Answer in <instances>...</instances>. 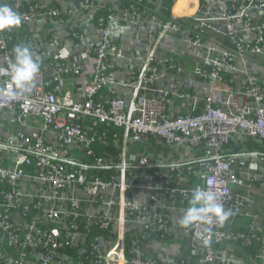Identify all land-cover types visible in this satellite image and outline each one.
Listing matches in <instances>:
<instances>
[{"label": "built area", "instance_id": "1", "mask_svg": "<svg viewBox=\"0 0 264 264\" xmlns=\"http://www.w3.org/2000/svg\"><path fill=\"white\" fill-rule=\"evenodd\" d=\"M179 1H173L165 22L153 25L158 19L148 13L149 38L155 29L157 35L135 76L120 84L121 91H130L128 101L109 92L114 70L108 59L116 55L110 35L119 19L136 26L142 12H148L145 3L131 7L129 18L112 11L97 15L98 42L73 30L62 46L53 34L48 49H32L41 57L33 92L26 101L0 97V264H250L253 258L245 261L240 253L233 259V254L218 252L213 240L239 245L242 253L261 240L264 244V232L257 237L215 225L208 244L198 239L200 228L186 230V249L192 250L188 253L183 240V252L178 243L165 244L174 232L172 210L177 203H189L196 188L213 192L233 214L247 216V198L241 199L230 186L252 192L259 177L248 173V184L241 182V170L235 169L238 155L226 153L224 147L238 134L264 146V81L245 73L240 97L224 79L225 69H243L247 60L264 62V0H189L193 12L178 18L172 9ZM0 3L18 12L22 23H63L64 17L75 16L72 9L48 8L44 0ZM92 6L91 0H83L78 13L91 15ZM170 33L191 38L189 56L198 62L191 77L207 86L199 112L196 98L186 113L169 112L171 102L182 100L184 94L172 95L162 84L182 72L180 62L164 56L159 46ZM219 35L224 43L215 39ZM9 38L0 32V68L13 59ZM90 58L94 73L84 88L78 89L74 81L62 84L66 76L85 72ZM7 79L0 74V87ZM101 92L107 96L101 97ZM239 98L251 101V106L240 104ZM10 121L23 129L33 121L39 129L27 136L13 131ZM89 121L120 133L99 131ZM153 137L164 160L147 152ZM112 140H118L117 156L110 151L96 156L93 146ZM135 145L143 150L129 153ZM186 147L192 159L177 161L175 149ZM84 156L91 159L89 165L82 162ZM247 156L264 163V150ZM256 165L251 162L248 169L256 170ZM104 171L108 177L96 174ZM259 253L257 261L264 259V246Z\"/></svg>", "mask_w": 264, "mask_h": 264}, {"label": "crops", "instance_id": "2", "mask_svg": "<svg viewBox=\"0 0 264 264\" xmlns=\"http://www.w3.org/2000/svg\"><path fill=\"white\" fill-rule=\"evenodd\" d=\"M83 0H44L46 6L52 9H72L75 12L74 17H64V22L60 23L50 19H41L40 21L34 23H21L15 29L10 30L8 33L12 39L13 48L17 45H24L31 49L36 48L37 46L48 49V41L50 37L54 34L57 37L59 46H62L70 39V33L73 30H77L83 33L87 38L92 39L94 42L99 41L98 29L96 26V17L97 15L102 14L104 11H112L119 18L125 14L127 18L130 16V8L140 4L143 0H91L92 10L91 15L86 16L85 14L78 13L79 7ZM181 3V6L178 9H175L178 4ZM148 8V12L144 10L142 12V17L137 18L136 26H130L128 23L117 22L113 25L111 30V41L116 47V55L109 56V63L111 64L114 70V83L109 87V92L113 93L116 97H121L125 101H128L130 91H121L120 84L127 82L128 79L132 76H135L137 73L140 64L144 61L149 47L151 48L154 43L157 31L155 29L149 38V29L148 25L150 24V19L148 13L155 15L158 19L154 21L153 25L160 23L161 15V5L160 2H149L145 3ZM186 7L187 11H186ZM101 9V10H99ZM173 14L175 17H182L186 14H191L194 10V5L189 0H180L173 7ZM264 16V13L263 15ZM253 18L255 22H259V15L254 14ZM207 35L212 38L214 34L208 32ZM164 41L160 43L161 52L164 56H174L179 62L182 72L180 75L170 78L169 80L164 81L163 87L166 88L172 95H176L184 91L182 100L176 99L171 102L169 107V112L172 116L186 113L189 109L192 108L193 99H197V108L196 110L201 111L207 94L206 84L198 78L191 77V71L198 64L194 57L189 56L191 50V38L188 34L183 33L175 35V33H170V35L164 37ZM219 42H223V37H215ZM10 41V39H8ZM11 44V42H10ZM151 45V46H150ZM150 50V49H149ZM200 65V64H199ZM227 70L224 73V79L226 85L237 94H241L240 87L246 83L247 74H254L264 81V62L247 60L243 65V69L237 66L236 69H225ZM94 73L93 59H89V63L86 67L85 72H83L78 77H73L72 75L66 76L63 81V85L68 82L74 81L78 84L79 88H84L87 80ZM224 86V85H222ZM81 90V89H80ZM100 96H107L106 93L101 92ZM80 97V95L78 96ZM242 97V96H240ZM240 104L251 106V101H246L243 98L238 99ZM28 126L23 129L20 126L13 124V121L9 122V127L13 131L21 130L25 135L31 136L33 133L38 131V126L33 125V121H28ZM111 128V127H110ZM114 130V128H111ZM117 133H120L119 130H114ZM113 131V132H114ZM113 134V133H112ZM54 140V138H51ZM112 145V142H111ZM226 153L228 154H237V161L235 169L239 168L241 172L239 173L240 181L247 183L245 180V175L252 174L259 177V182L252 192L245 189H240L238 186H230L232 192L238 193V196L243 199L247 198L245 202V213L247 216L236 215L232 213L230 219L225 223V228L231 230L234 233L241 232L244 234L253 233L257 237L264 232V163L258 162L256 158L252 156H247L252 152H262L264 146L261 141L250 140L243 134H238L230 143L224 147ZM143 150L142 145L132 146L128 151L129 153H138ZM176 157L177 161L182 162L185 159H192L190 154V149H179L176 148ZM75 155L81 158L79 151H74ZM86 157V156H84ZM85 158H82L84 160ZM251 162H256L257 169L253 170V166L248 169V166ZM131 175V174H130ZM136 177V175L134 174ZM244 198V199H245ZM189 203L175 205V209L171 212V230L175 233H171L173 236H169L167 239L166 245H171L178 243L182 246L183 252V242L185 240L184 251L188 253L191 251L187 250L189 243V235L186 232V229H182L177 225V220L183 211L187 209ZM264 246L262 240L254 246V257L250 260V264H261L264 262V259L257 261V248ZM189 248V247H188ZM222 254L230 256L231 254L233 259H238L236 257L240 255H245L240 251V246H227L226 249L221 250ZM260 250H258V254ZM247 252V251H246ZM251 253H249L250 255ZM250 258V256H249Z\"/></svg>", "mask_w": 264, "mask_h": 264}, {"label": "clouds", "instance_id": "3", "mask_svg": "<svg viewBox=\"0 0 264 264\" xmlns=\"http://www.w3.org/2000/svg\"><path fill=\"white\" fill-rule=\"evenodd\" d=\"M21 23L22 17L18 12L0 3V32L15 29ZM12 57L6 68H0V74L8 77L4 86L0 87V97L8 101H26L40 74L41 57L24 45L14 47ZM231 216L232 212L218 202L213 192L196 188L192 192L189 206L179 216L177 225L186 230L200 228L196 235L202 243L208 244L212 226L223 227Z\"/></svg>", "mask_w": 264, "mask_h": 264}, {"label": "trees", "instance_id": "4", "mask_svg": "<svg viewBox=\"0 0 264 264\" xmlns=\"http://www.w3.org/2000/svg\"><path fill=\"white\" fill-rule=\"evenodd\" d=\"M154 1L158 2L159 0H154ZM160 1L163 4V6L161 7V12H160L161 13L160 20H162V22H165L168 19H170V8L172 7V3H173L174 0H160ZM143 3H147V0H143ZM9 32H10V30L9 31H5V32H1V33L7 34ZM88 123L91 125V127H93L94 129H97L99 131H107L109 134H112L113 131H114L113 129L108 128L105 124H99L96 121H94V122H90L89 121ZM117 141L118 140H112L111 141L112 142V147L111 148H110L111 142H108L107 144H106V142L105 143H102V142L97 143L96 145L93 146L94 153L96 154V156H104V152L105 151H110L111 153L115 154V156H117V153L115 152V149H117V147H118V145H117L118 142ZM158 143H159V141L157 139H155L154 137L153 138H149V140L147 142V145L149 146L150 150L147 151V152L155 160H164L165 159V153H163L160 150V145ZM83 158H85L82 161L83 163H85L87 165H89L91 163V159L90 158H88V157H83ZM28 171H30V170L28 169ZM105 172L106 171L99 172V173H96V174H99L98 176L100 178H105V177L109 176V174H107ZM176 200L177 201L181 200V198H180V196L178 194L176 195ZM95 232H98V234H102L98 230L95 231ZM173 233H175V232H173ZM171 236H173V235H171ZM166 239L169 240V238H166ZM181 240L185 241L182 238H181ZM212 244L214 245L215 249H218L217 250L218 252H222L220 250L226 249L227 246H228V245H226L225 242H218V241H215V240H213ZM244 250H247V252L245 253V255H243V258H241V259H244L246 261L249 258V256H250V258L254 257V251L256 250V248L254 249V247H250V248H245ZM258 250H260V248H257V253H258ZM249 253H251V254L249 255ZM191 256H193L192 253H191Z\"/></svg>", "mask_w": 264, "mask_h": 264}, {"label": "bare ground", "instance_id": "5", "mask_svg": "<svg viewBox=\"0 0 264 264\" xmlns=\"http://www.w3.org/2000/svg\"><path fill=\"white\" fill-rule=\"evenodd\" d=\"M180 6H181V5H180V4H178V5L176 6V8H175V9H178Z\"/></svg>", "mask_w": 264, "mask_h": 264}, {"label": "rangeland", "instance_id": "6", "mask_svg": "<svg viewBox=\"0 0 264 264\" xmlns=\"http://www.w3.org/2000/svg\"><path fill=\"white\" fill-rule=\"evenodd\" d=\"M180 5H181V3H180Z\"/></svg>", "mask_w": 264, "mask_h": 264}]
</instances>
